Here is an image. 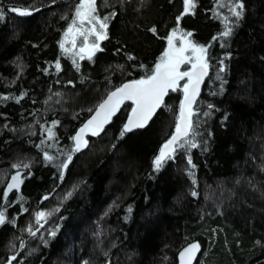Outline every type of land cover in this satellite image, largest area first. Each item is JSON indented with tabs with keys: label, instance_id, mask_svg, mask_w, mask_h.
Wrapping results in <instances>:
<instances>
[{
	"label": "trees",
	"instance_id": "16d2710c",
	"mask_svg": "<svg viewBox=\"0 0 264 264\" xmlns=\"http://www.w3.org/2000/svg\"><path fill=\"white\" fill-rule=\"evenodd\" d=\"M78 2L0 0L6 13L0 18V209L16 219L0 225V264L12 256L13 264H177L194 240L203 247L196 264H264V0H244V15L223 46L212 40L224 24L215 0H198L195 14L179 22L183 0H97L101 16L114 13L108 38L92 59L76 58L77 70L58 42ZM9 5L38 11L22 15ZM221 11L227 14V7ZM177 23L195 29L197 41H211L213 63L198 98L201 143L191 149L196 167L178 150L159 171L153 168L174 130L182 91L169 94L171 107L162 106L147 127L124 136L130 108L122 106L74 151L71 136L88 110L113 85L143 75L132 66L154 64ZM225 51L232 56L225 58L221 90L216 67ZM48 128L57 135L48 137ZM66 151L73 160L61 170ZM18 160H30L31 167L20 170L22 189L5 200ZM40 209L51 213L46 225L36 219Z\"/></svg>",
	"mask_w": 264,
	"mask_h": 264
},
{
	"label": "snow or ice",
	"instance_id": "6c2138e0",
	"mask_svg": "<svg viewBox=\"0 0 264 264\" xmlns=\"http://www.w3.org/2000/svg\"><path fill=\"white\" fill-rule=\"evenodd\" d=\"M197 2L198 0H183V11L175 17L176 21L179 22L181 17L187 13L194 15ZM215 4V14L223 20L224 24L223 31H218L212 37V40L216 41L219 38V43L223 46L227 42L225 38H229L232 35L234 26L239 23V18L244 15L245 4L244 0H215ZM8 7L12 12L22 15L38 11V9L32 6L9 5ZM223 7H227V14L221 11ZM5 15L4 6L0 5V18H3ZM110 15L101 16L98 13L97 0H79L76 4L71 21L64 30V38L58 43L66 55H72L73 65L77 70H79L77 57L83 59L86 55L89 59H92L95 53L101 50V41L108 38ZM230 16L232 17L231 19L229 18ZM152 31H157L155 25H153ZM195 31V29L183 28L179 23L173 26L165 37L167 46L160 53L159 57L156 58L154 64L151 66L144 64L132 66L144 69L143 75L125 79L118 85H113L107 91L105 97L88 110L90 115L80 125L75 134L71 136V140L73 141L72 149L79 151L85 148L89 143L87 134L99 135L105 129V125L113 121V118L121 110L122 106L130 108V111L127 114L126 121L123 122L120 128V136H124L126 132L132 129L148 125L158 109H162V106L171 107L167 104L166 100L169 94L182 91L174 130L159 146L158 153L153 157V168L159 171L168 159L176 158L178 150H184L188 153V163L192 168H195L196 165L192 160L191 149L201 143L197 128L199 119L197 114L201 109L198 106L197 98L200 96L201 85L204 83L205 78L209 76L213 63L209 52L211 41L209 43L197 41L193 36ZM128 56L131 57L132 54L129 53ZM231 56L232 52H223V58L219 60L216 67V77L221 81L219 85L221 90L223 89L222 73L227 68L225 58ZM55 64L57 70H59L61 68L59 59L55 61ZM68 83L73 82L68 81ZM21 95H24V93H21ZM126 101H130L131 104L125 105ZM208 107L213 108L215 106L209 104ZM204 115H209V113L205 112ZM51 123L58 125L61 122L53 120ZM47 132L48 137L57 135L54 128H48ZM37 147H40V145H37ZM43 155L49 162H55L57 159L48 151H44ZM64 155L66 158L57 164V167L61 170L68 168L69 163L73 160V151H66ZM12 167L16 171L11 173L10 179L3 190V198L5 200L9 199L10 192L20 188L24 181L20 170L30 168L31 161L18 160ZM26 174L32 175L31 172H27ZM189 174L193 176V180L195 181V175L191 172ZM62 177L63 171H61ZM192 194L194 196L197 195L195 191ZM47 195H50V193H46L45 198ZM16 198L18 200L24 199L22 196H17ZM24 211H27V209H24ZM50 214L47 210L40 209L35 213V216L37 221H40ZM6 222L15 225L16 219L10 217L6 210L0 209V225H4ZM27 230L31 234H34L31 225H29ZM51 235H55V231ZM20 247H24L23 240L20 241ZM200 250V241L194 240L187 244L179 252V264H193ZM15 258V256L10 257L7 260V264H13ZM85 264H88V262L85 261Z\"/></svg>",
	"mask_w": 264,
	"mask_h": 264
},
{
	"label": "water",
	"instance_id": "95a60500",
	"mask_svg": "<svg viewBox=\"0 0 264 264\" xmlns=\"http://www.w3.org/2000/svg\"><path fill=\"white\" fill-rule=\"evenodd\" d=\"M206 78H207V77H206ZM206 78H205V81H206ZM205 81H204V83H205ZM204 83L201 85V90H202V88H203ZM166 99H167V98H166ZM197 99H198V98H197ZM158 110H159V109H158ZM158 110H157V112H158ZM154 116H155V115H154ZM154 116H153V118H154ZM150 122H151V121H150ZM150 122H149V123H150ZM148 125H149V124H148ZM148 125H146V126H144V127H138V128H136V129H143V128L147 127ZM106 126H107V125H105V127H106ZM132 130H135V129H132ZM81 150H83V148L80 149L79 151H81ZM21 189H22V184H21V186H20L19 189H14L13 192H14V191H20ZM10 193H12V192H10ZM196 241H198V240H196ZM192 242H193V241H192ZM200 243H201V242H200ZM202 251H203V247H202V244H201V250H200V252L197 253V259L193 261V264H196V262L198 261V259H199L200 255H201ZM177 260H178V264H179V253H178Z\"/></svg>",
	"mask_w": 264,
	"mask_h": 264
},
{
	"label": "rangeland",
	"instance_id": "374dc122",
	"mask_svg": "<svg viewBox=\"0 0 264 264\" xmlns=\"http://www.w3.org/2000/svg\"><path fill=\"white\" fill-rule=\"evenodd\" d=\"M78 43H79V40H78ZM21 175L24 177V180L26 179V176L24 175V173L21 171ZM46 210V209H45ZM48 211V210H47ZM50 218V215H47L44 219L40 220V224H43V225H46V221L47 219ZM88 224V222L86 223V225ZM70 248L68 250V254L70 253Z\"/></svg>",
	"mask_w": 264,
	"mask_h": 264
},
{
	"label": "bare ground",
	"instance_id": "6f19581e",
	"mask_svg": "<svg viewBox=\"0 0 264 264\" xmlns=\"http://www.w3.org/2000/svg\"><path fill=\"white\" fill-rule=\"evenodd\" d=\"M207 79V78H206ZM201 92H202V90H201ZM201 94V93H200ZM199 98V97H198ZM198 100V99H197ZM177 264H178V260H177Z\"/></svg>",
	"mask_w": 264,
	"mask_h": 264
}]
</instances>
